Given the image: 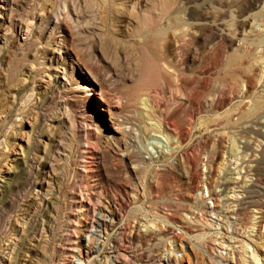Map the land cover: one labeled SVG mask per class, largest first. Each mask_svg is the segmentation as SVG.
Instances as JSON below:
<instances>
[{
    "label": "rangeland",
    "instance_id": "rangeland-1",
    "mask_svg": "<svg viewBox=\"0 0 264 264\" xmlns=\"http://www.w3.org/2000/svg\"><path fill=\"white\" fill-rule=\"evenodd\" d=\"M245 1L0 0V264H264V56L238 41L264 0Z\"/></svg>",
    "mask_w": 264,
    "mask_h": 264
},
{
    "label": "bare ground",
    "instance_id": "bare-ground-1",
    "mask_svg": "<svg viewBox=\"0 0 264 264\" xmlns=\"http://www.w3.org/2000/svg\"><path fill=\"white\" fill-rule=\"evenodd\" d=\"M258 0H249L248 2H246V4H248V6L249 5H251V4H253V3H255V2H257ZM244 4V3H243ZM246 4H244L245 6H246ZM244 6V7H245ZM261 12V11H260ZM238 14V13H237ZM261 20H260V24H259V26H262V25H264V12H262L261 13ZM239 17H241V16H239ZM240 26V25H239ZM238 28V27H237ZM237 28H235V30L237 29ZM264 28V27H263ZM258 29H259V27H258ZM258 29H255V28H251L250 29V31L248 32V33H246L245 35L246 36H242V38L240 39V40H238V41H241V44L243 45V47L245 48V49H247V50H249L250 52H252L253 50H255V51H258V54L260 55V56H264V38L262 37L263 35H264V33H262V31H260V30H258ZM237 31V30H236ZM240 32H241V30H239ZM239 31H237V32H235V34H234V40L235 39H237V36H236V34L238 35V34H243V33H240ZM179 33V32H178ZM177 33V34H178ZM180 34H181V32H180ZM176 34H174V36H175ZM181 36H183L184 37V35H182L181 34ZM179 38L180 36L178 35H176V38ZM174 38V37H173ZM175 38V39H176ZM182 38V37H181ZM179 40V39H178ZM181 40V39H180ZM237 41V40H236ZM176 42V41H175ZM178 42V41H177ZM179 43V42H178ZM238 43H240V42H238ZM180 44V43H179ZM182 44V43H181ZM178 45V44H177ZM243 47H241V48H243ZM179 48V47H178ZM177 48V49H178ZM243 48V49H244ZM240 48H237V50H239ZM176 50V49H175ZM180 51V50H179ZM264 58V57H263ZM164 68V67H163ZM166 71V70H165ZM255 79V78H254ZM251 80V79H250ZM192 83L193 82H183V84H184V87H185V89H187V87L190 85H192ZM254 84V83H253ZM252 84V85H253ZM246 86V85H245ZM81 90H83V92H84V94H85V97L87 98V99H90V95H92V96H95V98L97 97V99H98V101H97V105H98V108H99V111H101V112H103V113H105V114H107L108 115V117L109 118H111V119H113L114 120V124L115 125H117V123H116V121L118 120V115H116L115 113H114V111L112 110V108H111V105H109V102H108V99L106 98V96H104V95H102L101 93H99V92H97L96 91V89H94V87L91 85V84H87V83H82L81 84ZM250 87V86H249ZM252 87V86H251ZM248 89H250V88H248L247 86H246V89H245V91H244V93H242V94H240V101H239V104H238V109H244L245 108V105H246V103H245V101H244V98H245V92L246 91H248ZM102 92V91H101ZM175 97V96H174ZM94 98V97H93ZM219 98V97H218ZM183 99V98H182ZM221 99V98H220ZM229 99V101H232L233 100V98H228ZM142 100V99H141ZM145 100H148L147 98H145ZM187 100H188V102L190 103V105L191 104H197V103H199V102H196V99L195 98H193V95H189L188 96V98H187ZM178 101V100H177ZM217 101H218V99H217ZM222 102H223V99H221V100H219L218 101V104H222ZM176 103V102H175ZM212 103V102H211ZM217 103V102H216ZM199 106V105H198ZM114 107V106H113ZM180 107V104L179 103H176L175 104V107L172 109V114H177L178 113V108ZM248 110V109H247ZM243 111V110H242ZM243 115V112H241L240 113V116H242ZM160 125V124H159ZM177 137V136H176ZM175 142H176V140H175ZM177 144V143H176ZM179 144V143H178ZM264 144V143H263ZM262 144V145H263ZM151 146L153 145V148L152 149H154L155 150V153H157L156 155H157V158H161V157H164V156H166V155H170V156H172V155H174L177 151H174V149L173 148H171L170 146H168V144H165V145H163V144H159L158 143V141H151V144H150ZM178 146V145H177ZM151 148V147H150ZM245 148V147H244ZM178 149V148H177ZM176 149V150H177ZM231 150H232V148H231ZM231 150H229L230 152H231ZM234 150V149H233ZM153 151V150H152ZM153 153H154V151H153ZM152 154V153H151ZM246 154V153H245ZM153 155V154H152ZM156 157V156H155ZM152 158V157H151ZM238 159V158H237ZM251 159V158H250ZM150 160V159H149ZM160 160V159H159ZM247 157H245V156H241L240 157V167H241V169H245L244 167H246L247 166ZM152 161V160H151ZM154 161V160H153ZM236 161V160H235ZM160 162V161H159ZM249 162H251V161H249ZM253 162V161H252ZM140 163H141V161H140ZM143 164H144V161L142 162ZM158 163V162H157ZM212 163V162H211ZM221 163V162H220ZM142 164V165H143ZM152 164V163H151ZM150 164V165H151ZM149 165V164H148ZM215 165V164H214ZM249 165V164H248ZM166 167H167V165H166ZM163 168V167H162ZM164 168H165V166H164ZM247 168V167H246ZM249 168H250V166H249ZM248 168V169H249ZM160 169V168H159ZM252 169V168H251ZM163 170V169H162ZM248 172H249V170H248ZM209 174V173H208ZM236 181V180H235ZM207 182V181H206ZM235 183V182H234ZM239 183V182H238ZM248 199V198H247ZM250 200V199H249ZM251 202V201H250ZM249 202V203H250ZM253 202V201H252ZM242 205V204H241ZM249 206V205H248ZM243 208V207H242ZM246 208V207H245ZM172 243H173V241H172ZM170 244V243H169ZM175 247V246H174ZM174 247H169L170 249L168 250L169 252V254H170V252H172V251H175V248ZM177 251V250H176ZM178 253V252H177ZM166 263H168V261H169V258H167L166 260Z\"/></svg>",
    "mask_w": 264,
    "mask_h": 264
}]
</instances>
